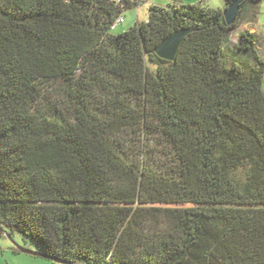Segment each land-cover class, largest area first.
<instances>
[{
    "label": "trees",
    "instance_id": "16d2710c",
    "mask_svg": "<svg viewBox=\"0 0 264 264\" xmlns=\"http://www.w3.org/2000/svg\"><path fill=\"white\" fill-rule=\"evenodd\" d=\"M260 1L114 34L136 0H0L8 236L66 264H264V40L239 30Z\"/></svg>",
    "mask_w": 264,
    "mask_h": 264
},
{
    "label": "rangeland",
    "instance_id": "374dc122",
    "mask_svg": "<svg viewBox=\"0 0 264 264\" xmlns=\"http://www.w3.org/2000/svg\"><path fill=\"white\" fill-rule=\"evenodd\" d=\"M224 6V3L221 2L219 3H211V4H206L203 5V8L207 9H214L218 7ZM125 18L126 21L115 31H113L114 34H118L120 32H123L130 28L133 23H132V18L128 15V13H125ZM250 30L252 32H257L261 31L262 29L260 26H258V23L256 21L252 20H245L243 24L240 25L239 30ZM236 40V36H232V41ZM149 68L153 71L154 66L151 64H148ZM261 89L264 92V79L263 83L261 85ZM136 142L133 143V147L138 146L139 142H137V139H135ZM4 232V233H3ZM14 242V243H13ZM17 246L26 248L29 250H33L37 246L30 241L29 239L23 238L18 235H13L11 238L8 237V231L6 228L0 226V264H58L54 263L51 260L44 259V258H39V257H34L31 255L24 254L20 251L17 250ZM74 264H85L83 262H75Z\"/></svg>",
    "mask_w": 264,
    "mask_h": 264
},
{
    "label": "crops",
    "instance_id": "0c3cea01",
    "mask_svg": "<svg viewBox=\"0 0 264 264\" xmlns=\"http://www.w3.org/2000/svg\"><path fill=\"white\" fill-rule=\"evenodd\" d=\"M223 0H136L134 6L128 10L123 11L122 17L124 19V22L126 21L125 18V13H128V15L132 18V23L134 24L135 22H141V21H146L147 15H148V10L152 6H161V7H166L172 3H178V4H184V5H198L203 7V5L206 4H211V3H221ZM223 7V6H222ZM218 7V8H222ZM245 20H254L258 23V26L262 29L261 31L257 32H252L256 33L259 38V49L260 52L262 51L263 47V40H264V0H261L255 10V15H249L246 17ZM122 25V24H121ZM121 25H118L115 27L114 31L119 28ZM34 250L38 251V248H34Z\"/></svg>",
    "mask_w": 264,
    "mask_h": 264
},
{
    "label": "water",
    "instance_id": "95a60500",
    "mask_svg": "<svg viewBox=\"0 0 264 264\" xmlns=\"http://www.w3.org/2000/svg\"><path fill=\"white\" fill-rule=\"evenodd\" d=\"M245 0H232V2L223 10V17L227 25H231L235 22L237 15L240 11V5ZM187 31L186 30H180L175 33H173L169 38L164 40L156 49L155 53L156 55L166 61H174L176 58V55L178 53V50L181 46V43L186 36ZM11 238V236H8ZM14 243V242H13ZM17 250L34 257L44 258L53 261L54 263L58 264H66L63 263L57 259L50 258L45 253L37 251V250H29L26 248H22L17 246Z\"/></svg>",
    "mask_w": 264,
    "mask_h": 264
},
{
    "label": "built area",
    "instance_id": "2783aa9c",
    "mask_svg": "<svg viewBox=\"0 0 264 264\" xmlns=\"http://www.w3.org/2000/svg\"><path fill=\"white\" fill-rule=\"evenodd\" d=\"M115 1L116 3H120L121 0H113ZM124 23V19L122 16H119L115 21H114V24L112 26V28H115L116 26L118 25H121ZM236 36V35H235Z\"/></svg>",
    "mask_w": 264,
    "mask_h": 264
}]
</instances>
